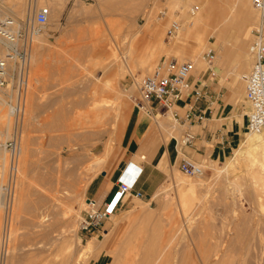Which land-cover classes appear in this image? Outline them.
Masks as SVG:
<instances>
[{
    "label": "rangeland",
    "instance_id": "obj_1",
    "mask_svg": "<svg viewBox=\"0 0 264 264\" xmlns=\"http://www.w3.org/2000/svg\"><path fill=\"white\" fill-rule=\"evenodd\" d=\"M15 1L0 0L1 18L12 17L27 24L41 6H48L52 16L43 31V40L36 38L33 46L25 112L18 118V124L15 117L11 118V122L7 119L3 121V127L9 125L11 135H5L4 140H0V153L2 150L7 159L5 165L0 166V185L6 181L10 161L9 150L4 143L13 138L14 132H19L21 153L15 193L9 207L6 205L7 198L0 190V264H81L86 261H91L89 264H113V253L134 247L147 250L148 255L156 254L161 248L163 251L166 247V255L162 252V264H167L168 257H172L169 262L173 264H264V192L260 191L261 196L254 193L246 170L249 164L235 157L233 143L226 151L218 152L219 158L212 155L211 158L209 153L196 161L205 168L203 175L189 176L180 169V158L172 161V165L166 169L167 176L168 172L171 175L168 178L165 175L161 183L166 186L171 183V186L168 185V189L161 193L163 196L157 194L152 199L161 185L151 194L144 193L142 198L129 195L119 210L105 220L99 229L91 232L80 230L81 215L89 207L87 200L91 199L87 197L90 194L88 186L94 185L95 181L92 180L100 172L102 177L109 178L117 167H123L126 149L122 142L129 133L131 136L153 130L161 146L171 135L182 138L186 130V125L179 124L181 121H176L173 115L166 122L169 124L165 125L166 129L158 128L155 120L144 111L149 108L145 105L139 108L133 101L138 95L134 82L152 73L163 58L177 60L178 63L193 62V73L197 78L200 72L207 70V52L213 50L215 74L209 76L206 89L209 93L216 90L221 95L219 103L211 105L215 115L230 91L234 95L229 87L236 79L231 86L238 92L236 108L238 112L248 109L243 76L251 71L248 45L252 30L261 18L259 10H255L258 15L254 16L253 13L246 42L236 45L234 37L237 28L233 23L237 22L233 19L237 21V16L232 15L230 23H218L217 14L221 11L216 8L219 12H216L211 27L206 31L208 39L198 46L193 30L181 43L175 42L181 36L180 33L177 36L178 32L187 30L183 10L189 13L198 11L199 3L195 0H19L18 8ZM177 1L181 9L173 5ZM222 2L221 5H224ZM170 13L177 14L168 20L166 17ZM174 21L179 23L180 28L171 32ZM158 23L164 46L152 56H143L142 61L141 55L136 53L147 50L151 40L147 30ZM214 29L216 34L212 32ZM197 46L201 52L195 53ZM175 47L177 54L172 49ZM112 48L122 61L129 59L127 55L130 51L136 52L133 59H129L133 72H126L117 80L102 66L106 51ZM35 58L37 61H34ZM240 62L245 64L240 65ZM196 82L200 81L196 79ZM116 92L121 94V99L116 100ZM104 95L116 107L123 100V110H115L113 106L112 109L108 104L96 107ZM9 97V92L0 94V106L5 114L9 112L5 99L8 101ZM174 110L184 113V109L177 105ZM137 114L139 120L133 125ZM215 115L212 121L214 127L226 126L227 121L216 120ZM154 118L159 122L161 116ZM142 154L148 156L143 152L136 159L142 160ZM176 156H182L181 151ZM101 157L106 160L97 162ZM209 157L211 160L207 159ZM212 159L214 162H208ZM179 173L187 177L186 182L179 180ZM174 178L180 181L179 185H174L178 182H173L177 180ZM181 182L184 191L181 190ZM187 190L191 194L188 191V195H185ZM181 195L187 198L180 199ZM180 200L187 203L183 201V205ZM190 203L194 204L191 206ZM187 205L191 206L189 211ZM133 207H143L149 216H138L129 223L121 222L128 214L131 215ZM115 221H120L116 228L113 227ZM65 237L71 239L69 250L61 247ZM91 237L99 240L100 245L91 254L82 255L80 249ZM148 238L150 244L149 241L146 243ZM142 240L150 246L147 245L148 249L146 244H140ZM171 248L173 252L170 251L169 256L168 250ZM120 264H125V261L122 260Z\"/></svg>",
    "mask_w": 264,
    "mask_h": 264
},
{
    "label": "built area",
    "instance_id": "obj_2",
    "mask_svg": "<svg viewBox=\"0 0 264 264\" xmlns=\"http://www.w3.org/2000/svg\"><path fill=\"white\" fill-rule=\"evenodd\" d=\"M251 1L261 13V18L252 30L248 46L249 54L252 57V68L245 79V97L248 103L246 128L249 131L258 132L264 130V0ZM50 14L51 9L48 6H41L27 24H22L12 17H10L11 19L9 17L0 18V94L9 92L8 102L15 108L19 118L26 102L33 46L36 37L45 30ZM7 27L15 28V30L8 31ZM179 27V23L174 21L170 31L176 32ZM206 58L209 66L206 71L200 72L197 78L193 73V62L178 63L177 60L171 61L163 58L152 73L134 82L138 90V95L134 97L135 100L138 104L145 105L156 113L161 110L168 111L174 108L180 100H183L184 113L173 111L175 117L178 115L177 120L188 125L203 122L207 115L206 107L202 105V102L205 100L208 103L212 102L210 101L211 94L206 89L208 85L206 81L211 74H215L213 67L215 53L213 50L207 52ZM206 75L207 77H205ZM196 79L200 82H196ZM16 134L5 144L9 150L10 161L6 181L1 185L7 198V207L10 206L14 196L18 175L20 138L19 132ZM194 137L195 133L192 130H187L181 141L183 145L191 144ZM130 165L131 162L116 180L112 191L103 199L90 200L89 207L80 218L81 231L91 232L99 229L105 220L119 210L127 196L144 197V192L136 189L144 169L137 168L131 172V182H128L124 175H127ZM179 167L190 176L203 175L205 172L202 164L187 158L181 160Z\"/></svg>",
    "mask_w": 264,
    "mask_h": 264
},
{
    "label": "bare ground",
    "instance_id": "obj_3",
    "mask_svg": "<svg viewBox=\"0 0 264 264\" xmlns=\"http://www.w3.org/2000/svg\"><path fill=\"white\" fill-rule=\"evenodd\" d=\"M192 1V0H191ZM195 1H198V11L197 12H193V13H189V11H185V10H183L184 11V13H182L183 15L182 16H184L183 18H184V25L185 26H187V30H185V28H184V30L185 31H181V32H178V34H177V36H179V33H180V38L178 39V40H176L175 42L177 43V42H180L181 43V41H183L184 40V38L187 36V34H188V32H190V31H192L193 30V32L195 31L196 32V38H197V41H198V46L200 45V46H202L204 43H206L205 41L208 39L205 35L207 34L206 33V31H208L209 30V28L211 27V22H212V20L214 19V17L216 16V12H219V11H221V13L219 14H217L218 15V23H230V22H232L231 20H230V18L231 19H233V17H232V15L233 16H237V21L235 20V19H233V21L234 22H237V23H233L234 25H236V28H237V30H236V33H235V37H234V42L236 43V45H241V44H243V43H245L246 41L245 40H247L246 38H248V36H249V31H250V29H251V25H252V17H253V15L254 16H256V15H258L257 14V12H258V10L254 7V5H253V3H252V1L250 0H220V2L221 1H223L222 3H225L224 5H221V3L219 2L218 3V0H195ZM15 2H17V3H15V5L17 6V8L19 7V0H16ZM250 2H251V4H252V6H251V4H250ZM157 3V2H156ZM171 5V4H170ZM173 5H175V8H179L180 7V9H181V6H180V2H174V4ZM152 7V6H151ZM183 7V6H182ZM12 8V7H11ZM16 8V7H15ZM216 8H218L219 9V11H217L218 9H216ZM12 9H14V8H12ZM255 10H257V12L255 11ZM30 11V10H29ZM191 12V11H190ZM254 13V14H253ZM56 14V13H55ZM177 14V13H176ZM176 14L175 13H170L169 14V16L168 17H166V19H172V18H174L175 16H176ZM51 15V14H50ZM60 15V14H59ZM220 15V16H219ZM52 16V15H51ZM164 16H166V15H164ZM0 18H1V15H0ZM150 18V17H149ZM235 18V17H234ZM255 18H257V17H255ZM10 19V18H9ZM152 19V18H151ZM230 20V21H229ZM254 20V19H253ZM255 20H258V19H255ZM150 21V20H149ZM258 22H259V20H258ZM257 22V23H258ZM9 23V22H8ZM217 23V24H218ZM256 23V24H257ZM231 25H232V23H231ZM143 26V25H142ZM146 26H148L149 27V25H146ZM184 26V27H185ZM230 26V25H229ZM57 27V26H56ZM152 27V28H151ZM149 29L150 30H147V31H149L148 32V35H150V45L148 46V48H147V50L146 51H144L143 53H141V52H135L138 56H140L141 55V60L143 61V56H146L147 57V55H149V56H152L153 55V53H155L156 52V50H158V49H160V47L161 48H163V44L165 43L164 41H163V33L161 32V29L159 28L160 26H159V23L157 24V25H155V26H151ZM216 27V26H215ZM180 28V27H179ZM212 28H214V27H212ZM225 28V27H224ZM227 29V28H226ZM7 30L8 31H13V30H15V28H12V27H7ZM179 30V29H178ZM49 31V30H48ZM48 31H46V32H48ZM52 31V30H51ZM138 31V30H137ZM142 31V30H141ZM144 31V30H143ZM213 33H215L216 32V29H214V31H212ZM43 34L44 33H42V34H40V35H38L36 38H41L40 40H43L42 39V36H43ZM216 34V33H215ZM252 34V33H251ZM54 35V34H53ZM144 35V34H143ZM191 35V34H190ZM47 36H49V35H46V37ZM139 36V35H138ZM46 37H45V39H46ZM130 37V36H129ZM44 38V37H43ZM175 38H176V36H175ZM225 38V37H224ZM149 39V38H148ZM148 39L146 40L145 39V41L147 42L148 41ZM177 39V38H176ZM47 40V39H46ZM36 41V40H35ZM175 42H174V44H175ZM42 43V42H41ZM132 44V43H131ZM147 44H149L148 42H147ZM39 46V45H38ZM133 46H135V44H133ZM176 46H178V44H176ZM198 46L195 48V50H194V52L195 53H198V51L200 50V49H198ZM249 46V45H248ZM107 47V46H106ZM144 48H146V47H144ZM200 48V47H199ZM202 48H204V46L202 47ZM133 49H135V48H133ZM166 50H167V48H165ZM172 49H175L174 51H175V53L177 52V50H176V47L175 48H172ZM236 49H237V47H236ZM120 50V49H119ZM132 50V49H131ZM123 51V50H122ZM121 51V52H122ZM136 51V50H135ZM244 51V50H243ZM163 52H164V50H163ZM166 52H168V51H166ZM194 52H193V54H194ZM199 52H201V50L199 51ZM234 52V51H233ZM134 53V51H130V53H128L129 54V56L127 55V57H129V59H133L132 57H133V54H135ZM169 53V52H168ZM172 53V52H171ZM174 53V52H173ZM174 53V54H175ZM170 54V53H169ZM173 54V55H174ZM177 54V53H176ZM175 54V56H177ZM248 54H249V51H248ZM123 55V54H122ZM121 55V56H122ZM136 56V55H135ZM249 56H250V54H249ZM137 57V56H136ZM159 57V56H158ZM194 57V56H193ZM251 57V56H250ZM138 58H140V57H138ZM143 58V59H142ZM37 58H35V60L34 61H37L36 60ZM128 59V58H127ZM125 60V59H123V61H122V59H120L119 58V56H118V53L116 52V50H115V48L113 49H110V50H107L106 51V54H105V63H104V65H102L104 68H105V70H107V71H110L112 74H113V76H114V79L115 80H117L118 79V77H120V76H124L125 75V73L126 72H131L132 70H131V68H130V60ZM246 59V58H245ZM248 59H249V57H248ZM104 60V59H103ZM136 59H134V61H135ZM204 60V59H203ZM249 60H251L250 62H251V64H250V69L252 68V57L249 59ZM242 61H245V60H242ZM241 61V62H242ZM136 62V61H135ZM138 62V61H137ZM240 62V65H243V64H245L244 62L243 63H241ZM194 64V63H193ZM209 64V63H208ZM238 64H239V61H238V63H237V66H238ZM102 67V68H103ZM213 67H214V64H213ZM241 67V66H240ZM245 67V66H244ZM243 68V67H242ZM241 68V69H242ZM246 68V67H245ZM195 69V68H194ZM197 69H198V67H197ZM237 69H239L240 70V68L238 67ZM244 69V68H243ZM104 70V71H105ZM247 71V69H244V71ZM237 71V70H236ZM235 71V72H236ZM133 72V71H132ZM131 72V73H132ZM193 72H194V70H193ZM234 72V73H235ZM238 72V71H237ZM251 72V71H250ZM239 73V72H238ZM248 74H249V72H248ZM248 74H246L245 76H243V78H245L246 79V76L248 75ZM238 75V74H237ZM236 75V76H237ZM232 76H234V75H232ZM237 78H238V76H237ZM236 79V78H235ZM233 80H234V77H233ZM232 80V81H233ZM236 80H238V79H236ZM236 80H234V82L233 83H235V81ZM118 82V81H117ZM232 83V84H233ZM232 84H231V86H232ZM116 85V84H115ZM231 86L229 87L230 89H232L233 91H234V95H233V97L231 98V101L232 102H234L237 98H236V96H235V94L237 93V89H233V88H231ZM98 88V87H97ZM106 89V88H105ZM118 89V88H117ZM116 88H114L113 90H117ZM106 90H109V88L108 89H106ZM118 92H119V90H118ZM118 92H116L117 94H116V100L117 99H121V94H119ZM238 94V93H237ZM106 95H108V94H106ZM106 95H104L103 97H102V99L100 100V101H98V103H97V106L96 107H99V106H106L107 104L108 105H110V107L113 109V107H114V109L115 110H120L121 109V105H122V102H123V100L121 101V102H119V104L117 105V107L116 106H113V104H111L110 103V100L111 99H108L109 97V95L106 97ZM241 95V94H240ZM242 96V95H241ZM238 97V96H237ZM118 101H120V100H118ZM5 102L8 104V106H9V112L7 113V114H5L3 111H2V108H1V106H0V140H4L3 138L5 137V135H6V137H10V128H9V125H7V126H5V127H3V121L5 120L6 121V119H7V121L8 122H11L12 120H11V118L12 117H15V122L18 124V121H19V116H17V114H16V112H15V108L8 102V101H6V99H5ZM247 102V101H246ZM1 103V102H0ZM4 103V102H3ZM136 103V102H135ZM25 104H26V102H25ZM136 105L138 106V107H141L142 108V105H140V104H138V102L136 103ZM113 106V107H112ZM4 107V106H3ZM144 108V107H143ZM25 107H23V109L21 110V112L23 113V112H25ZM150 110H151V108H149ZM223 110L226 112L227 111V107L225 108H223ZM169 111V110H168ZM166 112V111H165ZM172 111H169L168 113H167V116H166V114H165V116L166 117H164V116H162V115H159V116H161V118H160V121H159V123L162 125V126H164L165 127V125L167 126V121H168V119L169 118H171V115H172V113H171ZM118 113H119V111H118ZM6 115L8 116V117H6ZM118 115H116V117H117ZM115 117V118H116ZM157 118V117H156ZM169 125V124H168ZM19 126V125H18ZM165 129H166V127H165ZM15 133V132H14ZM13 135H15V134H13ZM14 137V136H13ZM22 137V136H21ZM242 139V140H241ZM241 139H238L236 142H233V148H234V155H235V157L238 159V160H246L247 162H248V164H249V168L248 169H246L247 170V175L249 176V178L248 179H250V182H251V186L253 187V191H254V193H256V195H259L260 194V191H262V192H264V130L263 131H258V132H253V131H249L247 128H245V134H244V136L241 138ZM10 140V139H9ZM9 140H7V141H9ZM180 143H181V145H183V143H182V141H180ZM5 144H6V142L4 143V146H5ZM177 145H178V143H177ZM1 146H2V143H1ZM1 146H0V149H1ZM6 148V147H5ZM26 148V147H25ZM7 149V148H6ZM109 150H110V147H109ZM108 150V151H109ZM29 151V150H28ZM2 150H1V155H0V166L1 165H5V163H6V161H7V159H6V155L5 154H2ZM19 152L21 153V143H20V150H19ZM110 152V151H109ZM4 153V152H3ZM208 153H210V157H211V155L212 156H216V157H218L219 158V154L218 153H215V151H210V152H208ZM208 153H207V155H208ZM108 155V154H107ZM207 158V159H210L211 160V158ZM215 157V158H216ZM234 157V158H235ZM106 158V157H105ZM214 158V159H215ZM106 159H104L103 157H101V158H99L98 159V161L97 162H102V161H105ZM213 160V159H212ZM217 160V159H216ZM215 160V161H216ZM208 162H214V160L213 161H208ZM234 162H236V161H234ZM211 164V163H210ZM236 164V163H235ZM239 164H240V162H239ZM245 164H246V162H245ZM231 166V165H230ZM246 166H248V165H246ZM8 169H9V166H8ZM221 169V168H220ZM220 169H218V170H220ZM223 169H221V171H222ZM2 171V170H1ZM125 170H122L121 171V174H123V172H124ZM131 172H133V170L131 171ZM173 172V171H172ZM183 172V171H182ZM8 174V173H7ZM121 174H120V176H121ZM186 174V173H185ZM127 175H129L128 174V172H127ZM127 175L125 174L124 175V178L126 179L127 178ZM171 174H170V172H168V176H170ZM120 176H118V177H120ZM168 176H167V178H168ZM173 176H175L174 175V173H173ZM190 176V175H189ZM247 177V176H246ZM131 176H129V178H128V182H131ZM170 178V177H169ZM178 178H179V180H181V181H183V182H186V180H187V177L185 176V175H183L182 173H179L178 174ZM175 179V178H174ZM177 179V178H176ZM175 179V180H176ZM178 179L176 180V181H174V180H172L173 182H177V183H174V185H179V181ZM189 180V179H188ZM234 180H235V178H234ZM233 180V181H234ZM173 182H172V185H173ZM182 183V182H181ZM180 183V185H182V187H181V190H183L184 188H183V183L181 184ZM199 183V182H198ZM220 183V182H219ZM2 184V183H1ZM171 184V183H170ZM170 184H168V185H170ZM185 184V183H184ZM201 184V183H200ZM166 186V184H162L161 186H160V188H158V192H154L155 194L152 196V199L153 198H155L156 197V195L157 194H161V193H163V192H165L167 189H168V187L169 186ZM192 185H194L193 183H192ZM171 186V185H170ZM187 186V185H186ZM200 186V185H199ZM179 187V186H178ZM183 188V189H182ZM188 188V187H187ZM191 189H192V187H191ZM0 190H1V194L4 196V198L6 197L5 196V191L2 189V185H0ZM185 190H186V188H185ZM225 190V189H224ZM184 191V190H183ZM182 191V193L184 194V192ZM188 191L189 190H187V193L185 194V195H188ZM194 191V190H193ZM197 191H199V190H197ZM168 192V191H167ZM186 192V191H185ZM191 192H192V190H191ZM23 193V192H22ZM181 193V194H182ZM189 193H190V191H189ZM70 194V193H69ZM191 194V193H190ZM195 194V193H194ZM198 194V193H197ZM230 194H232V193H230ZM162 195V194H161ZM25 196V195H24ZM71 196H72V194H71ZM163 196V195H162ZM161 196V197H162ZM255 196V195H254ZM260 196H261V194H260ZM260 196H258V198L260 197ZM74 197V196H73ZM181 197H183L184 199H185V197L187 198V196H179V198L181 199ZM191 197V196H190ZM72 198V197H71ZM188 198H189V196H188ZM21 199V198H20ZM75 199V198H74ZM163 199V198H162ZM190 199V198H189ZM193 199H195V197L193 198ZM71 200V199H70ZM91 199H89V200H87L88 201V205H90V201ZM169 200V199H168ZM187 201H188V199H186ZM186 200H183V201H185L186 202ZM191 200V199H190ZM189 200V201H190ZM258 200V199H257ZM72 201V200H71ZM183 201L182 200H180V202L183 204V205H185L184 203H183ZM192 201V200H191ZM83 202V201H82ZM168 202V201H167ZM173 202V201H172ZM192 202H195L194 200L192 201ZM79 203V202H78ZM146 203V202H145ZM150 203V200L148 201V203L147 204H149ZM175 203V202H174ZM180 203V204H181ZM187 203V202H186ZM70 204V203H69ZM72 204V203H71ZM181 204V205H182ZM189 204V203H188ZM194 204V203H193ZM193 204H191L190 203V205L192 206ZM137 206V205H136ZM140 206V205H139ZM191 206H188L187 205V207L189 208L188 209V211L191 209ZM166 207V206H165ZM172 207V206H171ZM183 207V206H182ZM184 208V207H183ZM193 208V207H192ZM185 209V208H184ZM187 209V208H186ZM185 209V210H186ZM164 212H166V210L164 211ZM186 213H187V211H185ZM162 214V213H161ZM157 215V214H156ZM112 216V215H111ZM110 216V217H111ZM138 216H141V217H148L149 215H148V212H147V210L146 209H144L143 207H133L132 209H131V215H127L126 216V219H123V220H121V222L123 221L124 223H126V222H133V221H135L134 220V218H136V217H138ZM109 217V218H110ZM108 218V219H109ZM148 219V218H147ZM133 220V221H132ZM117 221V220H116ZM115 221V222H116ZM118 223H120V221H118V222H116V224H114L115 226H113V227H115L116 228V226H118ZM105 234H107V233H105ZM73 235V234H72ZM133 235V234H132ZM63 237V236H62ZM94 237H96V236H94ZM94 237H91L90 239H88L87 240V242H86V244H84L83 245V247H82V249H80V250H82V255H84V254H91L92 252H94V251H96V249H98V247H99V245H100V243L98 242V241H96V239L94 238ZM98 238H100V235H99V237ZM97 238V239H98ZM135 239H136V237H135ZM134 239V240H135ZM59 240V239H58ZM71 239H68V238H66L65 237V239H63V241L61 242V240H60V242L62 243L61 244V247L64 249V250H66V249H68V247H70L71 246V241H70ZM101 240V239H100ZM127 240V239H126ZM128 242H129V240H127ZM144 243H143V242ZM142 241H140V242H142V243H140V244H146L148 241H149V238H148V240L146 241V243H145V241L144 240H142ZM125 243V242H124ZM170 242H167V244H169ZM135 244V243H134ZM137 245H139L138 244V242L136 243ZM149 244H150V241H149ZM121 245V244H120ZM128 245V244H127ZM143 245V246H144ZM148 244H146V246H147ZM125 246H126V244H125ZM142 246V247H143ZM149 246V245H148ZM148 246H147V249H148ZM165 246H167V245H165ZM150 247V246H149ZM126 248H129V246H126ZM144 248V247H143ZM142 248V249H143ZM59 249V248H58ZM70 249V248H69ZM68 249V250H69ZM146 249V248H145ZM164 249H166V247H164ZM164 249H163V251H164ZM168 249V248H167ZM113 250H115V249H113ZM127 250V251H126ZM126 250H123V249H121L118 253L116 252V253H113L114 254V260H113V262L115 263V264H120L121 263V261L123 260V261H125V264H162V261H163V253H164V255H166V252L164 251H162V248L156 253V254H152V255H148L147 253H146V251L147 250H145V251H141V250H139V248H132V249H126ZM172 250V248L170 249V250H168L169 251V256H170V254L173 252V251H171ZM170 251H171V253H170ZM127 252V253H126ZM163 252V253H162ZM108 253V252H107ZM62 254H64V253H62ZM112 254V255H113ZM77 255V254H76ZM79 255V254H78ZM168 255V254H167ZM66 256V255H65ZM69 256V255H68ZM81 256V255H80ZM79 256V257H80ZM62 257V256H61ZM76 257V256H75ZM89 257V256H88ZM77 258V257H76ZM97 258H99V257H97ZM169 258L170 259H172V257H168V259H167V264H173V262H169ZM66 259V258H65ZM76 260V259H75ZM81 260V259H80ZM82 261V260H81ZM91 261H86V262H82L83 264H89ZM81 263V262H80ZM81 263V264H82ZM113 263V264H114ZM123 263V262H122Z\"/></svg>",
    "mask_w": 264,
    "mask_h": 264
},
{
    "label": "crops",
    "instance_id": "obj_4",
    "mask_svg": "<svg viewBox=\"0 0 264 264\" xmlns=\"http://www.w3.org/2000/svg\"><path fill=\"white\" fill-rule=\"evenodd\" d=\"M210 93L212 97L210 101L212 102L208 103L207 100L202 102V105L206 107L207 115V118L203 122L194 123L192 125H188L187 123H179L182 126L186 125L185 132L187 130L193 131L194 129L195 137L191 144L181 145L180 143V145H177L178 140L181 141V138L178 139L176 135H171L161 146H159L157 143V138L155 137V132L153 130H148L146 133L142 134H133L131 136L129 133L125 141L122 142L123 147L125 146L124 148L126 149L123 159L125 161V164L122 168L117 167L116 171L111 173L109 178H107V176L102 177L101 172L97 176H95L92 180L95 181L94 185L90 187L88 186L87 188V190L90 191V194L87 195V197L96 200L103 199L110 191H112V188L116 180L118 179V176H120L121 174L120 172L122 170H125L130 162L131 165L128 169L129 175H127L126 179L128 180L129 176H132V170L135 171V169L137 168H143V175L139 179L136 189L141 190L144 193L151 194L154 190H156V188L161 185L163 179L165 178V175L167 177L166 169L168 166L172 165V161L177 160L178 158H180V162L183 158L199 161L212 150L215 151V153H222L223 151H226L227 149H229V146H232V143L235 142V137H237L236 141L238 139H241L242 133L245 132L246 128L247 110L244 112L240 109L238 112V108H236V105L238 104V92L235 94L237 99L232 102L231 98L233 97V93L230 91L229 97L224 103L220 104L216 115L215 109L211 107V105L214 102L219 103L221 95L216 90L210 91ZM133 101L137 102L135 99H133ZM181 102H183V100H180L177 106L183 108L184 104H181ZM224 107H227L226 112H222ZM233 109L234 111L232 112ZM122 110L123 102L120 111ZM144 111L155 120L156 126L158 128L165 129L164 126H162L158 122V120L154 118V116L157 117L158 115H162L166 117L169 111H173V108L169 109V111H159L158 113L152 112V110L150 109L147 110L146 108ZM172 115L174 116L173 113ZM214 115L216 120H226V126L220 125L218 128H215L214 124L212 123V121L214 120ZM174 118L176 121H178L175 116ZM138 120L139 118L137 114L133 125L136 124ZM227 125L229 126V128ZM212 145H216V147L211 148ZM179 151H181L182 156H176V153ZM143 152H146L148 156L142 154L140 156L142 160H137L136 157H138L140 153ZM166 163L168 164L165 165ZM109 182L111 183V185H109Z\"/></svg>",
    "mask_w": 264,
    "mask_h": 264
}]
</instances>
